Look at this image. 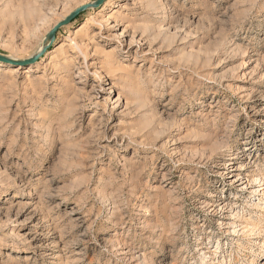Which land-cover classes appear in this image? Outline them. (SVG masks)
Wrapping results in <instances>:
<instances>
[{
	"label": "rangeland",
	"instance_id": "1",
	"mask_svg": "<svg viewBox=\"0 0 264 264\" xmlns=\"http://www.w3.org/2000/svg\"><path fill=\"white\" fill-rule=\"evenodd\" d=\"M92 1L0 0V53ZM10 64L0 264H264V0H106Z\"/></svg>",
	"mask_w": 264,
	"mask_h": 264
},
{
	"label": "water",
	"instance_id": "2",
	"mask_svg": "<svg viewBox=\"0 0 264 264\" xmlns=\"http://www.w3.org/2000/svg\"><path fill=\"white\" fill-rule=\"evenodd\" d=\"M106 0H94L92 2H88L85 3L79 7H77L75 10H73L72 12H70V14H68L63 20L59 21L46 35V38L48 40H50L49 44H47L46 46H44L43 48H41L38 52H36L35 54L31 55L28 58H24V59H16V58H12L3 54H0V61H4V62H9V63H13V64H19V65H29V64H33L36 61H38L39 58H41L48 50V48L50 47V45L55 41L56 39V33L58 31L59 28H61L62 26L70 23L74 18H76L81 12L89 9V8H97L99 6H101Z\"/></svg>",
	"mask_w": 264,
	"mask_h": 264
},
{
	"label": "bare ground",
	"instance_id": "3",
	"mask_svg": "<svg viewBox=\"0 0 264 264\" xmlns=\"http://www.w3.org/2000/svg\"><path fill=\"white\" fill-rule=\"evenodd\" d=\"M67 16V15H66ZM66 16H64V18L66 17ZM63 18V19H64ZM58 22V21H57ZM56 22V23H57ZM49 42H50V40H48L47 38L45 39V40H43L42 41V43H41V45H40V48H39V50L41 49V48H43L44 46H46L47 44H49ZM38 50V51H39ZM38 51H36V52H38ZM35 52V53H36ZM34 53V54H35ZM0 54H3V53H0ZM3 55H6V56H9V57H12V58H16V59H22V58H20V57H14V56H10V55H7V54H3ZM0 64H4V65H11L10 63H6V62H4V61H0Z\"/></svg>",
	"mask_w": 264,
	"mask_h": 264
}]
</instances>
